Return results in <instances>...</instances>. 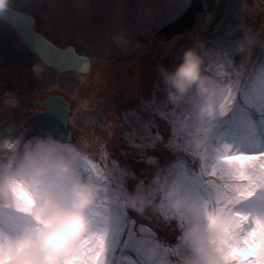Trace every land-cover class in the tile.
Listing matches in <instances>:
<instances>
[{"label": "rangeland", "instance_id": "rangeland-1", "mask_svg": "<svg viewBox=\"0 0 264 264\" xmlns=\"http://www.w3.org/2000/svg\"><path fill=\"white\" fill-rule=\"evenodd\" d=\"M183 2L185 0H11L8 8L35 16V30L61 49L74 47L79 55L89 58L92 69L88 76L83 77L59 76L46 68L37 77L33 65L40 62L24 55V47L20 45L16 34L1 24L0 132L8 127L23 126L28 129L25 136L44 135L37 124L40 109L36 97L49 94L64 97L71 104L68 123L73 138L71 142L87 143L82 159L87 157L104 172L114 162H118L120 167L135 171V180H129L128 184L131 186L136 180H140V183L135 188L128 187L127 190L121 185V204L130 213L140 216L154 212L157 205L153 203V197L157 193L162 195L170 211L183 221L179 231L185 251L179 258V264H189L194 253L186 238V231L196 223L220 230V202H224L225 208L229 205L235 206L233 200L229 199L230 193L226 191L231 184V178L225 174L213 175L220 167L219 161L213 163V160L224 151L223 148L213 149V144L216 143L214 112H220L218 106L221 105L228 76L223 55L211 42L230 25L237 29L240 32L236 37L237 46L243 49L246 58H251L254 52L258 77L261 63L256 50L264 46V0H215L208 16L195 27L198 33L195 39L198 42L191 47H196L204 56L206 73L221 81L217 98L212 103L200 99L195 90L182 100L171 102L158 68H170L179 60L174 65L164 62V54L158 51L157 42L145 36L146 30L154 27V22L160 19L162 10L166 12L169 5ZM171 23L173 22L166 26ZM148 43L153 46L145 47ZM176 43L183 45L186 37H176ZM31 60L32 65L29 63ZM158 61L161 63L158 64ZM29 75L31 81L26 79ZM153 77L170 105L190 101L192 118L187 122L191 129L188 150L191 153L190 159L204 167L205 178L209 180L207 184L213 193L209 199L186 190L183 184L172 178H166L158 187H153L147 181L152 174L164 176L161 165L170 158L169 153L163 148L157 152L149 151L143 155V163H137L140 159L139 153L129 147L125 133L138 125L137 113L141 112V100L149 96ZM9 83L12 85L10 88ZM85 89L87 91L81 97L80 93ZM112 92L120 95L118 105H112L108 101ZM13 99L18 101L14 107L5 103L6 100ZM223 115L230 118L229 112H224ZM235 117L242 134L251 131L246 114L240 110L239 105ZM158 122L160 131L167 136L168 129L164 122ZM257 124V131L264 132V124H260L259 120ZM226 139L231 142L232 137ZM232 159L240 158L229 157V161ZM142 174L144 179L141 180ZM129 197L140 198L136 201L137 206L124 203ZM100 199L96 212L107 215L108 219L104 222L107 224L110 222V215ZM141 202L143 209L139 210ZM242 208L254 216L257 213L264 214V190L245 202ZM0 210L7 211L6 208ZM8 216L16 217V214L9 213ZM8 216L4 218L5 226L16 222ZM220 232L222 236L223 233L221 230ZM256 232L257 228L254 229L255 236ZM160 236L162 239L171 240V228L160 231ZM150 255L157 264H170L168 255L160 248L153 249ZM79 259L80 256L76 255L64 262L77 264ZM111 259L114 264H126L128 254L121 248L113 253ZM0 264H3L2 258Z\"/></svg>", "mask_w": 264, "mask_h": 264}, {"label": "snow or ice", "instance_id": "snow-or-ice-1", "mask_svg": "<svg viewBox=\"0 0 264 264\" xmlns=\"http://www.w3.org/2000/svg\"><path fill=\"white\" fill-rule=\"evenodd\" d=\"M196 5L190 0L183 3L169 5L168 11H161L160 19L154 22V27L145 32V36L157 42L158 51L164 54V62L174 65L180 58L185 48L197 44L195 39L198 33L193 27L190 32H185L186 43L177 45L176 38L162 35L161 30L170 22L177 20L182 14L191 11ZM202 19L197 14L195 24ZM19 29H26L30 23L27 17L13 13L8 18ZM240 32L229 26L222 34L217 35L212 45L218 48L227 69L228 81L221 96L219 113H215L213 125L215 140L213 149L223 148L224 151L213 160L219 161V169L213 175L225 174L231 178V184L226 189L230 193L235 206L224 207L220 213L219 228L222 231L220 251L225 257L227 264H264V254L258 250V242L254 235V229L258 224L257 215L244 211L242 206L245 202L256 197L264 190V132L257 131V120L264 124V46L258 47L260 56L259 76H256V56L253 52L251 58H246L243 49L237 46L236 37ZM43 52L54 56L60 65L72 66L82 63L72 48L64 51L57 50L44 41L39 42ZM148 43L145 47L151 48ZM161 61H158V64ZM48 109L44 113V121L41 125L44 134L66 138L71 142V133L67 130V107L58 98L48 100ZM238 105L246 114L251 131L241 133L235 111ZM229 112L230 118L223 113ZM138 125L125 133L129 141V147L138 151L140 159L137 163H143V155L149 151L157 152L163 148L169 153L170 158L162 163L161 170L164 176L152 174L147 182L153 187H158L166 178L176 179L190 192L209 199L212 189L205 182L203 165L190 159L188 150L191 129L188 121L192 118L190 101L179 105H170L164 97L162 90L158 88V82L153 77L151 92L147 98L141 100V112L137 113ZM158 121H163L168 129L165 136L160 131ZM27 128L13 126L5 129L8 135L26 133ZM232 137L229 142L226 137ZM237 157L240 159H232ZM81 174L90 180L97 182L103 190L100 203L104 204L110 215V222L104 223L95 219L93 229L80 242L77 255L80 256L77 264H114L111 259L113 253L123 248L128 254L126 264H157L152 259L151 252L160 248L170 260V264H179V258L184 253L179 229L183 221L178 219L169 209L165 198L157 193L153 197V203L157 205L154 212L137 216L130 213L121 204V185L124 190L128 187L135 188L140 180L129 186V180H135L136 173L127 167H120L114 162L107 172L95 163L84 157L80 163ZM140 179H144L143 174ZM38 182H27L15 179L11 171L9 176L0 178V251L3 250L5 235H18L26 225H30L34 233H38L43 221L31 211L40 196ZM15 213L16 217L8 216ZM14 219L16 222L7 226L4 218ZM171 228L172 239H162L160 231ZM227 231L224 232L223 230ZM3 264H5L2 259ZM61 264H65L64 261Z\"/></svg>", "mask_w": 264, "mask_h": 264}, {"label": "clouds", "instance_id": "clouds-1", "mask_svg": "<svg viewBox=\"0 0 264 264\" xmlns=\"http://www.w3.org/2000/svg\"><path fill=\"white\" fill-rule=\"evenodd\" d=\"M11 0H0V8ZM205 58L196 47L185 49L179 62L172 67L160 66L168 99L175 103L195 90L208 103L217 98L221 81L206 73ZM46 65L36 63L33 71L39 77ZM14 107L17 100H6ZM87 143H73L53 135L25 136L23 132L8 135L0 132V178L11 171L15 179L38 182L40 196L32 212L43 223L38 233L26 225L18 235H5L0 258L5 264H61L77 255L80 242L93 229L95 219L106 222L103 212H96L101 187L86 179L80 171L82 154ZM139 197L126 198L124 203L137 206ZM143 209V202L139 204ZM256 239L258 250L264 254V214L257 213ZM194 258L189 264H227L220 251L221 232L205 224L196 223L186 231Z\"/></svg>", "mask_w": 264, "mask_h": 264}, {"label": "water", "instance_id": "water-1", "mask_svg": "<svg viewBox=\"0 0 264 264\" xmlns=\"http://www.w3.org/2000/svg\"><path fill=\"white\" fill-rule=\"evenodd\" d=\"M191 2L194 3L196 7L193 8L191 11H187L185 14H183L180 18H178L176 21H174L170 25L164 27L161 30L162 35H167L169 37H173V36L177 37V36L183 35V33L187 32L191 28L197 27L210 13V11L213 8L215 0H191ZM13 13H18V12L11 10L8 7L0 8V19L8 23L17 32L23 44L26 45L29 51L33 55L37 56L38 59L43 64L46 65V67L54 70V72L58 75L71 74V75H84L85 76L91 72L90 60L87 57L78 55L73 47H70V48L74 50L75 55L81 58L83 62L75 66H72L71 70L69 69L68 66L58 64L54 56L42 51L39 42L44 41L47 44L51 45L53 48L60 50V51H64L65 49L58 48L53 43L45 39L43 36L36 33L34 31V25H35L34 19L28 15L18 13L19 15L27 17L30 21V23H28L26 29L24 30L17 28L12 23H9L8 18ZM197 14H200L202 16V19L199 20L198 25L195 24V19L197 17ZM53 97L58 98L59 100L63 101L67 107L68 115H67L66 127H67L68 132L71 133V141H72V132L69 130V127H68V123H69L68 118L71 114L70 103L64 97L60 95H51V96H48L44 101L38 102V107L43 109L38 115V120H37L38 128L43 132L41 125L45 119L44 113L48 109L47 102L50 98H53ZM108 101L112 105H118L120 101V95L117 92H112L109 94ZM61 139L68 141L66 138H61Z\"/></svg>", "mask_w": 264, "mask_h": 264}, {"label": "flooded vegetation", "instance_id": "flooded-vegetation-1", "mask_svg": "<svg viewBox=\"0 0 264 264\" xmlns=\"http://www.w3.org/2000/svg\"><path fill=\"white\" fill-rule=\"evenodd\" d=\"M21 13H23V14H26V15H28V16H30V17H32L33 19H34V21H35V25H36V18H35V16H33V15H30V14H28V13H25V12H21ZM4 25L7 29H9L10 31H12L13 33H15L16 34V36L18 37V39L20 40V45H22V47H24V55H27V56H29V57H31L32 58V60H34L35 62H37V61H39L40 63H41V61L38 59V57L37 56H35V55H33L30 51H29V49L23 44V42L21 41V39H20V37H19V35L17 34V32L8 24V23H6L5 21H3V20H1L0 19V25ZM35 31H37L38 33H40L38 30H35ZM19 45V46H20ZM21 47V46H20ZM25 58V57H24ZM32 60L29 62L31 65H32ZM35 64V63H34ZM30 68V67H29ZM47 68V67H46ZM31 69H32V67H31ZM49 69V68H48ZM51 70V69H50ZM26 79H28L29 81H31L32 80V78H31V76L29 75V77H27ZM11 83H9V85H10ZM12 85H10L9 86V88L11 87ZM50 95H53V94H49V95H43V96H40V97H36V100H37V102L36 103H38L39 101H44L45 100V98H47L48 96H50ZM41 111V110H40ZM39 111V112H40Z\"/></svg>", "mask_w": 264, "mask_h": 264}, {"label": "bare ground", "instance_id": "bare-ground-1", "mask_svg": "<svg viewBox=\"0 0 264 264\" xmlns=\"http://www.w3.org/2000/svg\"><path fill=\"white\" fill-rule=\"evenodd\" d=\"M86 91H87V89L83 90V91L80 93L81 97H83V95H84V93H85Z\"/></svg>", "mask_w": 264, "mask_h": 264}, {"label": "trees", "instance_id": "trees-1", "mask_svg": "<svg viewBox=\"0 0 264 264\" xmlns=\"http://www.w3.org/2000/svg\"><path fill=\"white\" fill-rule=\"evenodd\" d=\"M206 183H208L209 181H205Z\"/></svg>", "mask_w": 264, "mask_h": 264}]
</instances>
